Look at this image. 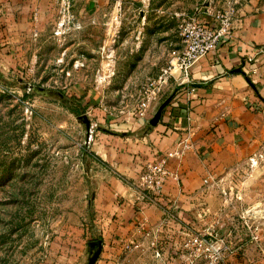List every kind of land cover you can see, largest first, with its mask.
<instances>
[{"label": "rangeland", "instance_id": "obj_1", "mask_svg": "<svg viewBox=\"0 0 264 264\" xmlns=\"http://www.w3.org/2000/svg\"><path fill=\"white\" fill-rule=\"evenodd\" d=\"M230 1L42 0L18 45L0 47V264L89 263L96 131L135 118L180 43L179 14ZM218 180L238 189L243 211L256 206L237 217L257 238L236 260L264 264V147ZM158 246L128 243L117 264H167Z\"/></svg>", "mask_w": 264, "mask_h": 264}, {"label": "crops", "instance_id": "obj_2", "mask_svg": "<svg viewBox=\"0 0 264 264\" xmlns=\"http://www.w3.org/2000/svg\"><path fill=\"white\" fill-rule=\"evenodd\" d=\"M41 1L0 0V47L18 45ZM174 77L143 115L137 106L132 120L107 121L95 133L90 150L100 172L84 236L95 244L90 257L98 250L94 264H117L128 243L145 246L153 236L174 264L186 227L200 230L213 220L236 248L224 264H243L236 259L253 242L254 221L237 217L253 216L256 206L243 211L238 189L219 186L218 178L264 147V0H244L232 35L194 62L187 82ZM162 158L176 178L167 179L161 195L143 198L139 175ZM166 210L175 218L164 222Z\"/></svg>", "mask_w": 264, "mask_h": 264}, {"label": "built area", "instance_id": "obj_3", "mask_svg": "<svg viewBox=\"0 0 264 264\" xmlns=\"http://www.w3.org/2000/svg\"><path fill=\"white\" fill-rule=\"evenodd\" d=\"M243 1L231 0L232 4H228L222 10L207 11L208 18L201 17L198 12L178 15L180 43L176 48L171 49L167 65L161 69L160 73L154 78H148L144 96L138 102V114L145 113L169 78H175V72L179 74L181 82H187L194 62L206 53L215 50L221 39L232 35L235 14ZM258 52H263V50L259 49ZM246 60L251 61L252 56H247ZM89 139H92L91 134ZM168 154L173 155V153ZM168 178H176V175L168 169L166 159L162 158L157 162L148 163L139 175L142 197L148 198L149 194L161 195ZM204 182L208 183L209 178H204ZM174 218L172 211L166 210L162 220L167 222ZM247 228L250 227L247 226ZM186 230L187 233L178 243L174 264H224L225 256L236 252L232 241L221 233L217 220H213L210 225L200 230L189 227H186ZM254 230L253 228V231H250L249 236L251 240L256 241L257 235ZM152 238L158 243L159 239L156 236ZM156 255L158 257L162 255L160 246L156 250Z\"/></svg>", "mask_w": 264, "mask_h": 264}, {"label": "water", "instance_id": "obj_4", "mask_svg": "<svg viewBox=\"0 0 264 264\" xmlns=\"http://www.w3.org/2000/svg\"><path fill=\"white\" fill-rule=\"evenodd\" d=\"M96 253L98 254V250L96 251ZM96 253H95V255H94L93 257H90V258H89V263H88V264H93V263H94V261H95V259H96V256H97Z\"/></svg>", "mask_w": 264, "mask_h": 264}]
</instances>
